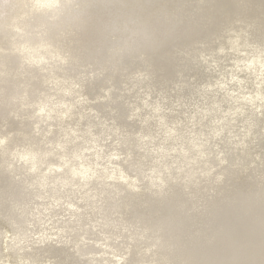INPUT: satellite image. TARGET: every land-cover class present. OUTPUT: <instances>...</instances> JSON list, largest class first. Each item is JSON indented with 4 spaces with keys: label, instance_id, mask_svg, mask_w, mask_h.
Returning <instances> with one entry per match:
<instances>
[{
    "label": "bare ground",
    "instance_id": "6f19581e",
    "mask_svg": "<svg viewBox=\"0 0 264 264\" xmlns=\"http://www.w3.org/2000/svg\"><path fill=\"white\" fill-rule=\"evenodd\" d=\"M0 264H264V0H0Z\"/></svg>",
    "mask_w": 264,
    "mask_h": 264
}]
</instances>
